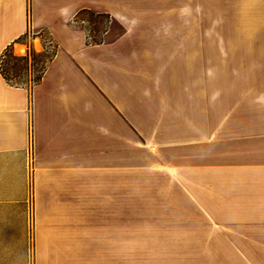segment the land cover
I'll list each match as a JSON object with an SVG mask.
<instances>
[{
    "label": "crops",
    "instance_id": "0c3cea01",
    "mask_svg": "<svg viewBox=\"0 0 264 264\" xmlns=\"http://www.w3.org/2000/svg\"><path fill=\"white\" fill-rule=\"evenodd\" d=\"M46 42L0 74V264H264V0H0V59Z\"/></svg>",
    "mask_w": 264,
    "mask_h": 264
},
{
    "label": "trees",
    "instance_id": "16d2710c",
    "mask_svg": "<svg viewBox=\"0 0 264 264\" xmlns=\"http://www.w3.org/2000/svg\"><path fill=\"white\" fill-rule=\"evenodd\" d=\"M104 21H108L111 24L110 17L107 15H98L91 11H83L76 17L75 24L77 26L79 23H88L93 27L92 32L94 33V36L89 35L86 30L84 31H86L88 41L91 44L99 45L105 41L102 38H99V34H101V24H103ZM107 30L104 31V35ZM28 39L30 40V37L27 34L20 38L19 41L27 44L26 41ZM55 51L56 50L53 46V52L51 55H48L47 53L36 54L31 48L30 55L17 57L12 45L8 47L0 59V74L14 87L27 89L35 87L41 83L50 62L55 56Z\"/></svg>",
    "mask_w": 264,
    "mask_h": 264
},
{
    "label": "rangeland",
    "instance_id": "374dc122",
    "mask_svg": "<svg viewBox=\"0 0 264 264\" xmlns=\"http://www.w3.org/2000/svg\"><path fill=\"white\" fill-rule=\"evenodd\" d=\"M77 27L79 28V29H83V30H86L87 31V33L89 34V35H91V36H94V33L92 32L93 31V27H91L88 23H79L78 25H77ZM109 28H111L112 29V31H113V33L112 34H110L109 36H105L104 35V31L105 30H109ZM120 28L119 27H117V26H115V25H110V23L108 22V21H104V23L103 24H101V28H100V32H101V34H99V38H102L103 40H108V39H113V38H115V36L117 35V34H119V32H120V30H119ZM85 31V32H86ZM103 32V33H102ZM49 41L50 40H48V43H49ZM27 44H26V46H28L27 48H29V44L31 43V41L28 39L27 41ZM39 43H40V41H39V39H37V45H39ZM37 49L39 50V52H36V54H43V53H47L48 55H51L52 54V52H53V46L52 45H47V42H46V46H45V48H44V51H43V45H42V47H41V45L40 46H37ZM31 50V49H30ZM25 51H26V49L25 48H22V49H18V47H17V49H15V55L17 56V57H20L19 55H18V53H22V54H24L25 53ZM34 51V50H33ZM31 52V51H30ZM30 52H28V54L27 55H30L29 53ZM35 52V51H34ZM26 55V56H27ZM27 80V79H26ZM28 81H29V78H28Z\"/></svg>",
    "mask_w": 264,
    "mask_h": 264
}]
</instances>
